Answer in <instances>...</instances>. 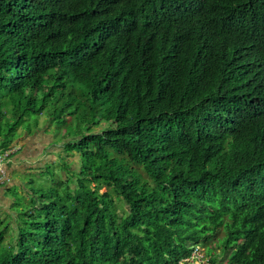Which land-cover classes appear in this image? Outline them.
I'll list each match as a JSON object with an SVG mask.
<instances>
[{
	"label": "trees",
	"instance_id": "trees-1",
	"mask_svg": "<svg viewBox=\"0 0 264 264\" xmlns=\"http://www.w3.org/2000/svg\"><path fill=\"white\" fill-rule=\"evenodd\" d=\"M42 113L74 120L79 166L40 170L0 264H178L215 238L264 264V0H0L2 150Z\"/></svg>",
	"mask_w": 264,
	"mask_h": 264
},
{
	"label": "rangeland",
	"instance_id": "rangeland-1",
	"mask_svg": "<svg viewBox=\"0 0 264 264\" xmlns=\"http://www.w3.org/2000/svg\"><path fill=\"white\" fill-rule=\"evenodd\" d=\"M55 122L56 119L49 118L46 113L36 116L30 115L17 129L18 138L7 148L12 153L14 152L11 154L9 162L19 157V154L24 155V157L15 160L14 166L16 167L12 170L9 179L5 175V179L9 181L13 180L11 181L13 184L4 189L3 196L6 195L5 197L0 195V222L2 221V226L10 221L11 227L15 228V218L18 209L23 207L24 203L32 202L33 196L31 195V190L40 193L51 186L49 177L45 173V175L41 174L42 169L46 170V167L49 165L57 174L61 173L64 177L65 172L59 168L61 161H66L72 169L78 168V155L74 153L69 155L65 149V140L61 139L63 133L66 134L75 129L74 120L66 119L57 125ZM1 152L2 147L0 146ZM14 155H17V157H13ZM0 188L3 189V186L1 185ZM105 190V188H102L100 191L104 192ZM11 233L15 234V230L13 229ZM203 243L204 245L199 247L203 248L204 252L209 256V262L210 256H216L218 264L226 262L222 258V248L218 238L205 240Z\"/></svg>",
	"mask_w": 264,
	"mask_h": 264
},
{
	"label": "built area",
	"instance_id": "built-area-1",
	"mask_svg": "<svg viewBox=\"0 0 264 264\" xmlns=\"http://www.w3.org/2000/svg\"><path fill=\"white\" fill-rule=\"evenodd\" d=\"M14 153V152H13ZM10 149L4 150L0 153V184L5 182V171L3 169V163L10 160ZM203 248L196 246L190 252L188 257L181 259L178 264H210L209 256L204 252Z\"/></svg>",
	"mask_w": 264,
	"mask_h": 264
},
{
	"label": "crops",
	"instance_id": "crops-1",
	"mask_svg": "<svg viewBox=\"0 0 264 264\" xmlns=\"http://www.w3.org/2000/svg\"><path fill=\"white\" fill-rule=\"evenodd\" d=\"M28 141V140H27ZM18 144V143H17ZM21 145V144H20ZM6 150V149H5ZM3 151V150H2ZM13 157H17V155H14ZM24 157V155H20L19 154V157H17V158H14V160L12 161H10L9 162V160L7 161V162H4L3 163V169L5 170V174H6V176H7V179H9V177H11V172H12V170L13 169H15V167L16 166H14L15 165V160H19L20 158H23ZM19 158V159H18ZM13 159V158H12ZM9 163V164H8ZM17 180V179H16ZM11 181H13V180H5V182H3V189L2 188H0V195H2L3 196V194H4V189H6V187H8L10 184H13V183H11ZM6 196V195H5ZM5 196H3V197H5ZM2 197V198H3Z\"/></svg>",
	"mask_w": 264,
	"mask_h": 264
},
{
	"label": "clouds",
	"instance_id": "clouds-1",
	"mask_svg": "<svg viewBox=\"0 0 264 264\" xmlns=\"http://www.w3.org/2000/svg\"><path fill=\"white\" fill-rule=\"evenodd\" d=\"M211 264V263H210Z\"/></svg>",
	"mask_w": 264,
	"mask_h": 264
}]
</instances>
